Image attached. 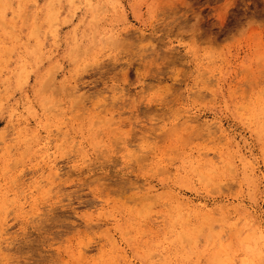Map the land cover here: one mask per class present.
Returning <instances> with one entry per match:
<instances>
[{
    "label": "rangeland",
    "instance_id": "374dc122",
    "mask_svg": "<svg viewBox=\"0 0 264 264\" xmlns=\"http://www.w3.org/2000/svg\"><path fill=\"white\" fill-rule=\"evenodd\" d=\"M0 16V264H264V0Z\"/></svg>",
    "mask_w": 264,
    "mask_h": 264
},
{
    "label": "bare ground",
    "instance_id": "6f19581e",
    "mask_svg": "<svg viewBox=\"0 0 264 264\" xmlns=\"http://www.w3.org/2000/svg\"><path fill=\"white\" fill-rule=\"evenodd\" d=\"M1 17V16H0ZM252 118V117H251ZM258 118H260V117H258ZM261 123V122H260ZM221 161V160H220ZM225 162V161H224ZM214 165H216V164H213V166ZM229 165V164H228ZM215 167V166H214ZM217 168V167H216ZM220 168V167H219ZM195 169V168H194ZM191 170V169H190ZM208 170H213V169H208ZM193 172H195V171H193ZM205 172V171H204ZM205 175V174H204ZM199 177V176H198ZM212 180V179H211ZM178 201V200H177ZM181 203V202H180ZM180 203H179V205H180ZM188 204V203H187ZM187 207V206H186ZM176 208H178V206L176 207ZM184 208V207H183ZM192 209V208H191ZM177 210H180V208H178V209H176V212H177ZM189 210V209H188ZM194 210H197V209H194ZM194 210H193V212H194ZM182 211H184V210H182ZM167 212V211H166ZM207 212V211H206ZM179 213V214H178ZM178 213H176V217H178L179 215H180V211H178ZM182 213V212H181ZM187 214V213H186ZM207 214V213H206ZM168 215V214H167ZM178 215V216H177ZM183 215V214H182ZM196 216V215H195ZM168 217H170V216H168ZM175 217V218H176ZM192 217V216H191ZM185 218V217H184ZM204 218H207V217H204ZM174 219V218H173ZM186 219H188V218H186ZM190 220V219H189ZM183 221V220H182ZM193 221V220H192ZM204 221H208V220H204ZM172 222V221H171ZM179 223V222H178ZM182 222H180V224H181ZM185 223V222H184ZM205 223V222H204ZM172 224H174V223H172ZM203 224V223H202ZM207 224V223H206ZM183 225V224H182ZM209 225V224H208ZM232 225H233V221H232ZM231 225V226H232ZM235 225V224H234ZM233 225V226H234ZM246 226V225H245ZM232 228V227H231ZM230 228V226H229V228L228 229H231ZM234 228V227H233ZM236 228V227H235ZM234 228V229H235ZM245 228V227H244ZM193 229V228H192ZM237 229V228H236ZM243 229V228H242ZM245 229H247L248 231H250L252 234L251 235H245V237L244 236H242V239H241V237H240V239L239 238H237L236 236V238L237 239H239L240 241H239V243L241 244V249H244V250H246V251H250V252H252L251 254H252V256H255L257 259H259L260 257V252L261 251H258L259 249H258V244L259 243H263L264 244V229H262L260 226H256L255 228H253V224H249V225H247L246 226V228ZM233 230V229H232ZM231 230V231H232ZM225 231V230H224ZM228 231H230V230H228ZM231 231H230V233H229V235L231 234ZM245 231V230H244ZM226 232V231H225ZM240 232V231H239ZM0 233H2V232H0ZM167 233V232H166ZM178 234H182V233H178ZM222 234V233H221ZM221 234H219V235H221ZM236 234V233H235ZM239 234H241V233H239ZM180 237H181V235H179ZM214 236H217V234L215 235L214 234ZM222 236V235H221ZM225 236H227V235H225ZM237 236H238V234H237ZM183 237V236H182ZM181 237V238H182ZM186 237V236H185ZM223 237V236H222ZM187 238V237H186ZM213 238V237H212ZM220 241V239H217L216 238V241ZM226 240V239H225ZM234 240V239H233ZM218 241V242H219ZM189 243V242H188ZM221 243V242H220ZM232 242H228V243H225V244H219V249H218V251L214 254V256H212V258L210 259L211 261H210V263L211 264H228L229 262H231L230 261V259H231V255L233 254V252L235 251H237V250H235L234 248H233V244H231ZM181 244V243H180ZM192 244H194V243H192ZM240 246V245H239ZM264 246V245H263ZM214 247V246H213ZM217 247V246H216ZM218 248V247H217ZM260 248V247H259ZM190 249V248H189ZM210 249V248H209ZM263 249H264V247H263ZM239 250H240V247H239ZM238 250V251H239ZM210 252V251H209ZM262 253H264V252H262ZM233 257H234V254L232 255ZM246 256V255H245ZM243 257L244 256H242L241 258L243 259ZM240 258V259H241ZM247 257H245L244 259H246ZM243 259V260H244ZM248 262H252L251 260L249 261L248 259L246 260V262H244V263H248ZM252 263H254V264H257L258 263V261H256V262H252ZM242 264V263H241Z\"/></svg>",
    "mask_w": 264,
    "mask_h": 264
}]
</instances>
